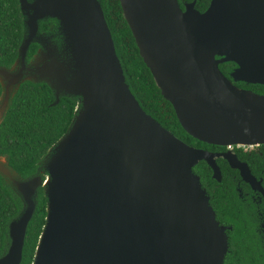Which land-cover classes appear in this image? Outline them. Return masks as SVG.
Listing matches in <instances>:
<instances>
[{"label": "water", "instance_id": "water-1", "mask_svg": "<svg viewBox=\"0 0 264 264\" xmlns=\"http://www.w3.org/2000/svg\"><path fill=\"white\" fill-rule=\"evenodd\" d=\"M118 1L140 58L191 138L264 144V95L235 85L264 86V0H210L203 12L195 1L185 10L177 0ZM19 5L24 34L14 65L0 68V124L24 82L48 85L52 107L62 98L80 107L36 176L21 179L0 158V176L23 205L0 264H21L40 189L47 216L33 264H224L225 230L193 172L200 161L217 169L136 101L100 2ZM48 20L56 33H40ZM33 44L40 48L27 68ZM224 64L234 65L227 77Z\"/></svg>", "mask_w": 264, "mask_h": 264}, {"label": "trees", "instance_id": "trees-1", "mask_svg": "<svg viewBox=\"0 0 264 264\" xmlns=\"http://www.w3.org/2000/svg\"><path fill=\"white\" fill-rule=\"evenodd\" d=\"M112 35L116 54L132 95L146 114L156 120L185 144L197 143L180 126L173 107L166 102L153 77L140 58L131 31L123 18L118 0H98ZM196 2V9L203 12L210 0H177ZM58 23L48 20L40 24V33L54 34ZM24 34L23 16L19 0H0V68L10 69L17 57ZM39 46L29 48L27 60L37 53ZM233 64L220 65V71L227 77ZM245 85V84H244ZM247 86V85H246ZM258 95H264V86H249ZM2 94L0 86V97ZM55 98L45 83L24 82L10 101L8 110L0 124V158H5L11 170L21 179L38 174L43 159L66 134L75 111L80 107L79 99L62 98L59 105L52 107ZM45 178V176H43ZM35 214L28 226L21 264H33L39 238L46 223L47 198L42 189L36 198ZM23 208L18 195L0 176V258L9 248V224ZM234 255L237 251L231 247Z\"/></svg>", "mask_w": 264, "mask_h": 264}, {"label": "flooded vegetation", "instance_id": "flooded-vegetation-1", "mask_svg": "<svg viewBox=\"0 0 264 264\" xmlns=\"http://www.w3.org/2000/svg\"><path fill=\"white\" fill-rule=\"evenodd\" d=\"M185 4L189 3L180 4L182 10ZM235 85L251 91L244 84ZM1 90L4 91L2 87ZM186 145L205 153L217 169L215 175L206 161H200L193 172L200 179L217 222L225 230L229 247L237 251L235 257L227 258L228 254L234 255L228 250L224 264H264V144Z\"/></svg>", "mask_w": 264, "mask_h": 264}, {"label": "rangeland", "instance_id": "rangeland-1", "mask_svg": "<svg viewBox=\"0 0 264 264\" xmlns=\"http://www.w3.org/2000/svg\"><path fill=\"white\" fill-rule=\"evenodd\" d=\"M38 56V54L36 55V57ZM35 64V58H32V60L29 62V63H27V68H29L30 66H32V65H34ZM21 68L22 67H20L19 65H17L15 68H14V70H13V73H17V72H19V70H21ZM14 94V92H12L11 93V95H13ZM3 97H4V95L2 94V96H1V98H0V105H1V103H2V100H3ZM41 166H42V164H41Z\"/></svg>", "mask_w": 264, "mask_h": 264}]
</instances>
